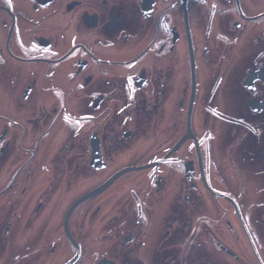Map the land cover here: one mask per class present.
<instances>
[{"label": "flooded vegetation", "instance_id": "1", "mask_svg": "<svg viewBox=\"0 0 264 264\" xmlns=\"http://www.w3.org/2000/svg\"><path fill=\"white\" fill-rule=\"evenodd\" d=\"M260 206L264 0H0V264H264Z\"/></svg>", "mask_w": 264, "mask_h": 264}, {"label": "rangeland", "instance_id": "2", "mask_svg": "<svg viewBox=\"0 0 264 264\" xmlns=\"http://www.w3.org/2000/svg\"><path fill=\"white\" fill-rule=\"evenodd\" d=\"M237 67H238V69L239 70H237V72H239V71H241V68H242V64L241 63H238L237 65H236ZM240 73V72H239ZM234 89L237 91V93L236 92H233L232 93V90H230V89H228L227 91H225L223 94H222V96H221V99H222V102L224 103V104H230V106H231V108L230 109H228L229 111L228 112H226V111H224L223 112V115H225L226 117H228V116H230L231 114H232V102H233V100H234V98H235V94H238L239 92H240V88H239V86H234ZM235 101H238V99H236L235 98ZM235 104H236V102H235ZM214 126H216V124H210V126H209V128L210 129H208V128H203V127H199V130H200V132H207L206 133V136L207 137H211V136H213V137H211V138H213L214 139V137H219V134L217 135V136H215V130H214V128H212V127H214ZM213 139H212V141H213ZM214 141H215V139H214ZM222 141H224V139L222 140ZM222 159V158H221ZM229 162V161H228ZM219 165L221 166H223L224 165V161H223V163H219ZM229 165H230V162H229ZM221 169H222V167H220ZM233 177H234V175H233ZM261 178V177H260ZM226 179H230V182H232V181H234L235 182V180H232V177H230V176H228V177H226ZM234 179H236L235 177H234ZM247 193V192H246ZM240 194L241 195H243V192H240ZM263 193L262 192H259V191H256V190H253V191H249L248 193H247V195H253L254 196V198H257V199H260V196L262 195ZM262 197V196H261ZM245 200V203H244V205H245V207H248V209H249V205H251V203H252V201H253V197H251V199L250 200H246V199H244ZM260 200H262V199H260ZM244 202V201H243ZM225 204V203H224ZM227 206V205H226ZM226 208L224 207V209H221L220 210V220H221V222L223 223V224H221L222 225V228H223V235H226V236H228L229 238H230V235H229V233H228V230L227 229H225L226 227H225V224H224V221H225V219L227 218V216H226V210H225ZM259 209L260 210H262V211H264V206H260L259 207ZM252 211V208H250V210H249V212H251ZM260 220H262L263 221V219L261 218ZM256 233H257V235H258V232H257V230L255 231ZM239 233H240V230H239ZM259 236V235H258ZM257 238V237H256ZM258 240L257 241H260L259 242V245H260V247L261 248H263L264 249V238H263V236H260L259 238H257ZM229 240V239H228ZM242 242L244 243H242V246H243V254L245 255V256H247V258H248V264H256V261H255V259L253 258V255H252V250L250 249V247H249V245L247 244V242H246V239H245V237H243L242 238ZM237 247H239V246H237ZM240 248V247H239ZM263 255V254H262ZM216 257H212V259L214 260V261H216V259H215ZM219 260H218V262H219V264H240V263H238V262H236V261H234V260H231L229 257H223V259H221L220 260V258H218ZM245 259H246V257H245ZM251 259H252V261H251ZM207 264H211V263H208L207 262ZM214 264V263H213Z\"/></svg>", "mask_w": 264, "mask_h": 264}, {"label": "water", "instance_id": "3", "mask_svg": "<svg viewBox=\"0 0 264 264\" xmlns=\"http://www.w3.org/2000/svg\"><path fill=\"white\" fill-rule=\"evenodd\" d=\"M190 133H191V135H193L191 131H190ZM143 167H147V166H141V167H138V169L143 168ZM124 171H128V169H125ZM101 188H102V187H101ZM101 188H100V189H101ZM211 190H212V189H211ZM212 191H213V190H212ZM90 195H91V193H87V194H85L83 197H81V198L76 202V204L82 202L83 200H85L86 198H88ZM76 204H75V205H76ZM239 216H240V218H241V221H242V223H243V226H244V228H245V231H246V234H247V236H248V239H249V241H250V243H251V246H252V248L254 249L255 254H256V256L258 257V259L260 260L261 264H263L262 261H261V259H260V257H259L258 251H257V249H256V247H255L254 241H253V239H252V237H251V235H250V233H249V231H248L246 225L244 224V222H243V220H242V217H241L240 213H239ZM224 249L226 250V248H224ZM226 251H228V250H226ZM228 253L232 254V253L229 252V251H228ZM69 264H72V262H70Z\"/></svg>", "mask_w": 264, "mask_h": 264}]
</instances>
